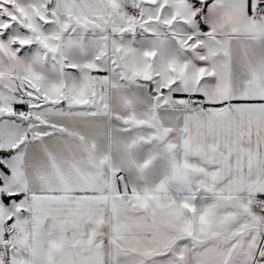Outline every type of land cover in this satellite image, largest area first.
Returning a JSON list of instances; mask_svg holds the SVG:
<instances>
[{"label":"crops","instance_id":"0c3cea01","mask_svg":"<svg viewBox=\"0 0 264 264\" xmlns=\"http://www.w3.org/2000/svg\"><path fill=\"white\" fill-rule=\"evenodd\" d=\"M108 1L46 2L55 38L95 47L99 87L27 125L0 264H259L264 0H199L212 33L192 5Z\"/></svg>","mask_w":264,"mask_h":264},{"label":"rangeland","instance_id":"374dc122","mask_svg":"<svg viewBox=\"0 0 264 264\" xmlns=\"http://www.w3.org/2000/svg\"><path fill=\"white\" fill-rule=\"evenodd\" d=\"M62 1L78 7L94 0ZM116 1L123 6L192 5L200 16V30H214L212 25L207 27L205 3L199 0H115L114 4ZM46 2L0 0V150L10 145L14 151L0 152V236L4 240L9 237L13 243L15 235L22 232L24 220V202L15 193L21 184L17 152L23 145L27 125L64 110L62 101H67L69 111L95 109L89 103L94 101L99 87V76L89 74L101 69L94 56L95 47L55 38V12L51 6L46 7Z\"/></svg>","mask_w":264,"mask_h":264},{"label":"built area","instance_id":"2783aa9c","mask_svg":"<svg viewBox=\"0 0 264 264\" xmlns=\"http://www.w3.org/2000/svg\"><path fill=\"white\" fill-rule=\"evenodd\" d=\"M251 17L254 21H259L264 18V1H261L257 6L251 11ZM190 107L192 109L206 110L207 106L199 100L196 96H189L187 98ZM256 208L264 211V199L256 198L253 201ZM259 264H264V259H259L257 261Z\"/></svg>","mask_w":264,"mask_h":264},{"label":"trees","instance_id":"16d2710c","mask_svg":"<svg viewBox=\"0 0 264 264\" xmlns=\"http://www.w3.org/2000/svg\"><path fill=\"white\" fill-rule=\"evenodd\" d=\"M1 151H5V150H0V152H1Z\"/></svg>","mask_w":264,"mask_h":264}]
</instances>
